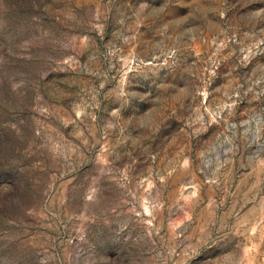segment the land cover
I'll list each match as a JSON object with an SVG mask.
<instances>
[{
  "label": "rangeland",
  "instance_id": "374dc122",
  "mask_svg": "<svg viewBox=\"0 0 264 264\" xmlns=\"http://www.w3.org/2000/svg\"><path fill=\"white\" fill-rule=\"evenodd\" d=\"M0 264H264V0H0Z\"/></svg>",
  "mask_w": 264,
  "mask_h": 264
}]
</instances>
